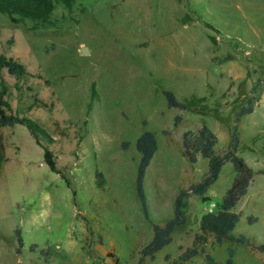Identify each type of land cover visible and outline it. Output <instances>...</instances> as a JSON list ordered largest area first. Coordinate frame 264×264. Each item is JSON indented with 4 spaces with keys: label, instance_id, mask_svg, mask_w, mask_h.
Masks as SVG:
<instances>
[{
    "label": "rangeland",
    "instance_id": "1",
    "mask_svg": "<svg viewBox=\"0 0 264 264\" xmlns=\"http://www.w3.org/2000/svg\"><path fill=\"white\" fill-rule=\"evenodd\" d=\"M152 1L155 21L168 6L164 0ZM178 1L173 9L179 26L173 34H182L172 38L173 51L149 37L142 22L131 20L140 14L126 9L122 0H74L70 18L39 31L0 16V53L48 80L46 86L28 77L27 84L38 85V96L51 102V109L32 108L25 115L48 134L50 140L43 143L69 182L66 186L47 168L24 126L0 127L5 156L0 167V264H178L179 255L191 246L203 247L217 264H225L228 248L236 249L233 264H264V250L257 248L264 243V0H189V7H196L213 29L186 26L192 16ZM61 13L59 6L53 10L56 16ZM153 23L154 33L159 25ZM80 46L87 53H80ZM2 76L11 88L13 79L4 71ZM162 89L172 91L187 108L168 107ZM252 96L257 99L253 111L238 122L237 154L253 176L234 207L240 218L232 231L250 245H218L214 234L198 224L231 185L235 172L228 161L205 200L196 195L188 199L186 222L175 228L171 242L154 260L139 261L152 224L164 225L173 215L177 191L199 182L207 171L206 158L189 162L182 134L205 124L218 138L216 153H224L236 111ZM176 116L181 120L174 125ZM146 130L155 134L157 149L142 179L145 215L134 179L135 140ZM122 142L127 143L124 149ZM249 217L255 220L249 222ZM182 264L206 263L199 253Z\"/></svg>",
    "mask_w": 264,
    "mask_h": 264
},
{
    "label": "trees",
    "instance_id": "2",
    "mask_svg": "<svg viewBox=\"0 0 264 264\" xmlns=\"http://www.w3.org/2000/svg\"><path fill=\"white\" fill-rule=\"evenodd\" d=\"M74 0H0V16L7 19L10 24H19L26 26L28 31H39L50 28H57L66 19L70 18ZM59 6L63 13L59 16L53 14V10ZM28 22V25H26ZM204 25L213 29V26L207 22ZM2 71L9 78L13 79L11 88L4 81ZM28 77H35L48 86V80L41 74H31L25 66L12 56L0 53V127H12L16 124L26 128L35 144L41 148L42 161L47 168L60 176L66 186L69 185L67 179L56 167L51 150L43 143L42 139L49 141L48 134L31 118L26 116L32 108H45L50 110L52 103L46 102L38 96V85L31 86L27 84ZM31 92L30 94L26 93ZM166 99L168 107L186 109L187 105L180 102L174 93L167 89L161 90ZM96 96L93 83L90 84V97ZM16 101L12 105V100ZM257 99L252 96L248 98L246 105L240 107L234 116L231 128L230 144L228 149L217 154L215 146L218 142L216 134L207 126L202 125L196 130H186L182 134V148L185 156L191 163H195L199 156L208 160V168L199 182L191 183L188 188H181L177 191L174 199L173 215L164 225L152 224V237L150 241L139 250V261L147 257L154 260L157 251L168 245L172 240V232L177 226L186 222V212L188 209V199L192 195L206 199L205 194L208 188L218 179L221 168L225 162H231L234 168V177L231 185L226 190L221 202L218 204L217 211L213 213H203L199 218V227L203 232L210 231L215 236V242L221 245L224 241L236 242L239 244L250 245L249 240L242 235L234 236L232 231L239 221L240 214L234 210L238 200L246 194L248 186L252 180L253 171L245 163L244 159L237 154L239 146L238 122L240 117L253 111L254 103ZM181 120L179 116L175 117L174 125ZM163 133H167L166 130ZM127 143L122 142L121 148L124 149ZM157 149L155 134L151 131L142 132L135 140V150L139 154L136 172H135V193L140 204L142 213L147 214L146 198L144 188H142V179L145 171ZM5 160L3 153V144L0 137V166ZM97 185H101L103 180L98 171L94 172ZM254 217H249L248 221H254ZM17 234V231H15ZM17 244L20 238L17 235ZM35 245H30L32 250ZM258 249H264V243L257 246ZM43 252V251H41ZM18 253V249H16ZM199 253L203 254L206 264H217L213 258L205 252L203 247L197 249L195 246L188 247L183 251L178 259L179 263L189 261ZM228 257L225 264H233V257L236 253L235 248H228ZM47 255V253H45Z\"/></svg>",
    "mask_w": 264,
    "mask_h": 264
},
{
    "label": "crops",
    "instance_id": "3",
    "mask_svg": "<svg viewBox=\"0 0 264 264\" xmlns=\"http://www.w3.org/2000/svg\"><path fill=\"white\" fill-rule=\"evenodd\" d=\"M124 2V6L127 8H133L132 12L136 13L138 12L140 16L138 18H131V20H138L139 22H142V24L146 25L148 27L147 35L149 37H155L156 39H160L157 43L161 45L162 47H167L171 51H173V45L174 39L177 36H179L181 33L173 34L176 27H178V15L174 12L173 7L177 6L179 4L178 0H164V4L167 5V11L162 13L164 16H161V18H156V22L158 23L159 30L155 31L154 33L151 31V28L155 27L153 20V15L155 13V10L153 9L154 2L152 0H122ZM183 5V11H185L188 14H191V18L189 22H185L186 26H199L203 28H207L204 25V22H207L204 20L202 15L198 12L196 7H189V0H180ZM164 5V6H165ZM177 10V8H175ZM208 23V22H207ZM210 24V23H209ZM157 28V27H156ZM165 28V29H164ZM163 32V33H162ZM168 34V35H167ZM167 38H171L170 41L167 40ZM176 44V43H175ZM1 167V166H0ZM251 183V182H250ZM264 250V249H263Z\"/></svg>",
    "mask_w": 264,
    "mask_h": 264
},
{
    "label": "built area",
    "instance_id": "4",
    "mask_svg": "<svg viewBox=\"0 0 264 264\" xmlns=\"http://www.w3.org/2000/svg\"><path fill=\"white\" fill-rule=\"evenodd\" d=\"M216 207H218V205L214 202H211L209 207L205 210L204 213H213V212H215Z\"/></svg>",
    "mask_w": 264,
    "mask_h": 264
},
{
    "label": "water",
    "instance_id": "5",
    "mask_svg": "<svg viewBox=\"0 0 264 264\" xmlns=\"http://www.w3.org/2000/svg\"><path fill=\"white\" fill-rule=\"evenodd\" d=\"M79 52L82 53V54H85L87 53V49L85 46H80L79 47ZM194 220H196V217L194 216Z\"/></svg>",
    "mask_w": 264,
    "mask_h": 264
}]
</instances>
